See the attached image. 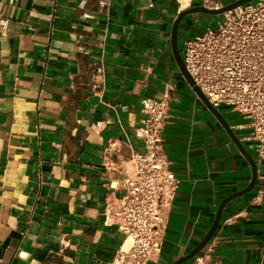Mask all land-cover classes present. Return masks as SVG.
Masks as SVG:
<instances>
[{
	"label": "crops",
	"instance_id": "crops-1",
	"mask_svg": "<svg viewBox=\"0 0 264 264\" xmlns=\"http://www.w3.org/2000/svg\"><path fill=\"white\" fill-rule=\"evenodd\" d=\"M235 0H0V264H112L125 235L104 223L143 148L145 98L171 89L163 148L180 179L161 250L171 264L244 189L251 163L186 80L173 53L178 14ZM223 14L194 12L186 38ZM196 27L202 28L197 30ZM182 38V42H181ZM95 67L103 73L91 84ZM258 162L200 253L214 264H264V164L240 112L217 107ZM194 257L183 264H191Z\"/></svg>",
	"mask_w": 264,
	"mask_h": 264
},
{
	"label": "built area",
	"instance_id": "built-area-1",
	"mask_svg": "<svg viewBox=\"0 0 264 264\" xmlns=\"http://www.w3.org/2000/svg\"><path fill=\"white\" fill-rule=\"evenodd\" d=\"M182 55L196 85L213 106H230L248 119L258 158L264 159V0L227 11L215 26L186 38ZM103 78L99 68L92 69L94 88L102 85ZM171 91L142 100L143 148L131 153L132 169L121 183L124 194L106 202L104 223L125 235L112 264H146L161 250L180 182L163 148ZM191 264L214 263L208 253H199Z\"/></svg>",
	"mask_w": 264,
	"mask_h": 264
},
{
	"label": "water",
	"instance_id": "water-1",
	"mask_svg": "<svg viewBox=\"0 0 264 264\" xmlns=\"http://www.w3.org/2000/svg\"><path fill=\"white\" fill-rule=\"evenodd\" d=\"M250 1H253V0H235L229 4H225L223 6H218V7H214V8L208 7L204 4H199V5L192 6V7H189V8L182 10L173 22L172 33H171V35H172L171 36V42H172L173 53H174V56L176 58L177 63L179 64L180 69L182 70L186 80L193 87V89L198 94V96L201 98V100L217 116V118L223 123L225 128L232 135V137L234 138L235 142L237 143V145L239 146L241 151L244 153V155L246 156L248 161L251 163L252 169H253V174H252V178H251L249 184L244 189L228 195L227 197H225L220 202L218 209H217V212H216V215H215V218H214L210 228L208 229L206 234L203 236V238L198 242V244H196V246L190 252L179 257L177 260H175L171 264H183L186 261L195 257L197 254H199L204 249V247L210 242V240L214 236V234H215V232L219 226V223H220L221 218H222V212H223L225 205L234 197H237L239 195H243V194L249 192L250 190H252L256 184L257 175H258V162L256 161V159L240 143L239 139L236 137V135L230 129V125L225 120V118L222 115V113L220 112V110L211 104V102L209 101L207 96L203 93V91L200 89V87L198 85H196L193 77L191 76V74L187 70L185 60L183 58L182 52H181L180 47H179V39H178L179 28H180L182 20L187 15H189L191 13L205 12V13L212 14V15L224 14L225 12L233 10L234 8L241 6L245 3H248ZM262 163L264 164V159L262 160Z\"/></svg>",
	"mask_w": 264,
	"mask_h": 264
},
{
	"label": "rangeland",
	"instance_id": "rangeland-1",
	"mask_svg": "<svg viewBox=\"0 0 264 264\" xmlns=\"http://www.w3.org/2000/svg\"><path fill=\"white\" fill-rule=\"evenodd\" d=\"M215 16V15H214ZM216 25V23L214 22V26ZM196 29L197 30H200V29H202L201 27L200 28H198V27H196ZM183 40H182V38H181V42H182Z\"/></svg>",
	"mask_w": 264,
	"mask_h": 264
},
{
	"label": "bare ground",
	"instance_id": "bare-ground-1",
	"mask_svg": "<svg viewBox=\"0 0 264 264\" xmlns=\"http://www.w3.org/2000/svg\"><path fill=\"white\" fill-rule=\"evenodd\" d=\"M189 0H182L183 4L188 3ZM128 244V243H127Z\"/></svg>",
	"mask_w": 264,
	"mask_h": 264
}]
</instances>
